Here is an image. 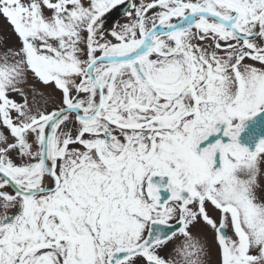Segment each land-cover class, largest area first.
<instances>
[{
  "label": "snow or ice",
  "instance_id": "6c2138e0",
  "mask_svg": "<svg viewBox=\"0 0 264 264\" xmlns=\"http://www.w3.org/2000/svg\"><path fill=\"white\" fill-rule=\"evenodd\" d=\"M0 18V264H264V0Z\"/></svg>",
  "mask_w": 264,
  "mask_h": 264
},
{
  "label": "rangeland",
  "instance_id": "374dc122",
  "mask_svg": "<svg viewBox=\"0 0 264 264\" xmlns=\"http://www.w3.org/2000/svg\"><path fill=\"white\" fill-rule=\"evenodd\" d=\"M124 20L122 19L120 23H123ZM7 36L11 40H14L15 37L11 33V29L7 26V24L3 21L2 18H0V37Z\"/></svg>",
  "mask_w": 264,
  "mask_h": 264
},
{
  "label": "flooded vegetation",
  "instance_id": "af4514ba",
  "mask_svg": "<svg viewBox=\"0 0 264 264\" xmlns=\"http://www.w3.org/2000/svg\"><path fill=\"white\" fill-rule=\"evenodd\" d=\"M256 116H257V115H256ZM256 116L253 117V118H251V119H249V120H247L246 122H250V121L254 120V119L256 118ZM246 122H245V123H246Z\"/></svg>",
  "mask_w": 264,
  "mask_h": 264
},
{
  "label": "water",
  "instance_id": "95a60500",
  "mask_svg": "<svg viewBox=\"0 0 264 264\" xmlns=\"http://www.w3.org/2000/svg\"><path fill=\"white\" fill-rule=\"evenodd\" d=\"M118 17H119V16L117 15V18H116V19H118Z\"/></svg>",
  "mask_w": 264,
  "mask_h": 264
}]
</instances>
